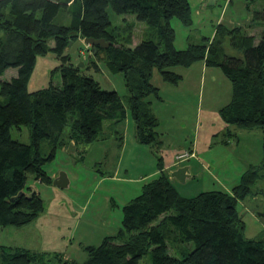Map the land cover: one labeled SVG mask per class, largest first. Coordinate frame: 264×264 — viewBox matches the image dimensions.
<instances>
[{"label": "trees", "instance_id": "trees-1", "mask_svg": "<svg viewBox=\"0 0 264 264\" xmlns=\"http://www.w3.org/2000/svg\"><path fill=\"white\" fill-rule=\"evenodd\" d=\"M257 1L261 9L252 11L253 21L264 19V0ZM108 7L117 15H133L145 23L146 37L128 47L132 25L127 24L129 34L116 33L120 28L112 27ZM61 11L68 17L67 25L55 22ZM172 19L191 25L188 0H0V76L9 68L17 70L8 81L0 80V226H25L44 209L26 180L31 177L51 184L43 166L54 158L56 149L70 146L79 153L85 151L80 146L106 140L120 147L129 111L134 138L151 149L158 176L142 183L139 194L121 208L115 235L83 247L87 259L82 264H139L147 253L149 264H264V235L244 238L236 209L249 196L264 198V159L259 168L246 170L230 193L180 196L163 170L159 124L149 100H161L151 82L153 70L164 83L177 85L182 79L177 70L203 60L206 66L219 69L231 86V99L219 111L222 121L234 131L264 135V30L255 42L239 27H221L220 39L177 50ZM226 36L238 55L223 50L221 40ZM79 38L110 43L107 48L87 49V69L92 65L96 70L101 63L110 73L122 75L123 98L102 88L71 61L68 43ZM51 40L53 46H49ZM48 53L60 61V84L51 82L28 92L36 55ZM20 126L29 129L28 144L11 138V129ZM227 132L232 135L231 130ZM43 144L47 154L42 153ZM258 183L263 187L255 188ZM1 248V264H78L60 253Z\"/></svg>", "mask_w": 264, "mask_h": 264}, {"label": "rangeland", "instance_id": "rangeland-1", "mask_svg": "<svg viewBox=\"0 0 264 264\" xmlns=\"http://www.w3.org/2000/svg\"><path fill=\"white\" fill-rule=\"evenodd\" d=\"M188 2L191 9V25L184 26L177 19L171 20L175 33L174 47L177 50H184L190 44L207 45L213 38L220 39L221 34L217 32L221 27L231 29L234 28L231 25L237 26L242 32H252L255 39L263 29L260 25L252 24L254 21L248 20L252 12H249L247 6L251 4L256 7L261 4L260 1L188 0ZM107 13L112 27L120 28L116 33L129 34L127 24L132 25L128 47L132 48L146 37L148 27L145 23L138 22L133 15H117L110 7L107 8ZM67 21L68 17L62 11L55 19L58 24L67 25ZM231 21L234 24H231ZM250 23L252 25L249 28ZM221 41L225 53L236 54L229 47L227 36ZM49 45L53 46L52 40ZM85 47L82 45L76 54H72L71 61L76 66L82 63L84 74L92 75L102 88L114 90L120 96H124L126 88L122 75L109 74L99 64L96 70L92 65L87 69L90 63L89 53ZM203 64L204 61L199 60L191 65L190 75L183 83L180 99L175 100L171 96L169 98L167 96L169 91H162L160 95L165 97L166 103L155 104L153 108L159 124L156 131L160 140L164 143H175L182 152L197 145L196 159L191 160L194 164L192 170L196 176L186 183L174 182L179 195L185 198L208 191L230 193L239 182L240 176L251 168L249 165L259 168L264 159V135L261 132L250 134L243 132L237 138V131L222 121L219 111L231 99V86L219 69L208 66L207 72L202 76L206 79L203 90L196 84L190 91L189 85L195 77L191 72L193 70L197 78H200ZM59 65V59L50 53L36 55L26 85L27 91L46 88L51 82L59 85L61 81L57 70ZM16 73L15 68H9L0 76V80L8 81L16 76ZM151 82L154 85L163 82L156 70H153ZM181 95L186 99L181 98ZM127 116V120L134 127L129 111ZM104 125H107V122H104ZM227 130H231L230 133L233 134L230 135ZM28 132L27 127L20 126L12 128L10 134L13 140L28 144ZM131 140H128L124 153L112 141L106 143L97 141L90 144L88 150L79 153L73 150L69 152V146L56 149L54 158L45 162L43 168L52 178L63 172L69 181L68 186L61 189L52 184L35 181L31 177L26 180L27 187L42 199L44 209L25 226H0V255L3 246L20 247L35 252L60 253L65 259L70 255V260L78 264L85 262L87 259L83 249L85 244L98 245L101 241L96 240V237L104 232L100 218H104L106 214L110 227L106 233L115 235L120 228L121 208L140 192L142 181L138 180L139 172L155 170L156 158L150 152V148L139 145L142 149L137 151ZM41 149L42 153H48L45 144ZM146 175V180L149 181L158 176V170L153 176ZM259 187L263 185L256 184L255 188ZM236 209L243 222L244 238L258 239L264 235L263 197L249 196L238 202ZM168 253L173 255L174 251L168 248ZM150 262V253H147L139 264Z\"/></svg>", "mask_w": 264, "mask_h": 264}, {"label": "crops", "instance_id": "crops-1", "mask_svg": "<svg viewBox=\"0 0 264 264\" xmlns=\"http://www.w3.org/2000/svg\"><path fill=\"white\" fill-rule=\"evenodd\" d=\"M229 3H231L230 1H229ZM209 5H211V4H209ZM247 9L249 10V12L251 11H258V10H260L261 9V4H258V6L256 5V7H254V6H252L251 4L249 5V6H247ZM248 20L249 21H253L252 19H251V16L249 15L248 16ZM232 23L231 24H234L233 23V21H231ZM252 24H256V25H260L261 27H263V29H262V31L264 30V19H260V20H256V21H254V23H252ZM251 23L249 24V28H250V26L252 25ZM232 27H237V26H234V25H231ZM247 34H249V35H251V36H254L253 34H252V32H250V33H247ZM256 40L257 39H255V42H256ZM50 46V45H49ZM99 65L103 68L104 67V69L109 73V74H112V73H110L108 70H107V68H105V66L103 65V64H101V63H99ZM207 68H208V66H206L205 65V63L203 64V66L201 67V72H200V78H197V74L192 70V72L191 73H193L194 74V78H193V82L192 83H190V91L191 90H193V87H195L196 86V84L198 85V88L199 89H201V90H203V87L206 85V79L205 78H203L202 76L204 75V73H206L207 72ZM190 69H191V66L190 67H188L187 69H184V70H187L186 72L184 71V70H182V69H180V70H177L178 72H180V74H182V79L179 81V83L177 84V85H168V84H166V83H164V82H161V83H159V84H157V85H155L156 87H158V90H159V95H160V93L162 92V91H169L168 93H169V95H167V96H169V98H170V96L172 97V98H174L175 100H178V99H180V94H181V90H182V88L184 87L183 86V83L186 81V79H187V77L190 75ZM182 71H184L183 73H182ZM210 86L212 87V81H210ZM197 88V89H198ZM212 89V88H211ZM213 90V89H212ZM119 95V94H118ZM120 96V95H119ZM125 96V95H124ZM124 96H121L122 98L124 97ZM160 98H161V100H155L154 98H151V99H149L150 100V102H151V109H152V111H153V113H154V115L156 114V112L154 111V106H155V104H164V103H166V99H165V97L164 96H162V95H160ZM181 98H183V99H186V97L185 96H183V95H181ZM127 113H128V111H127ZM127 113H126V119H125V121H124V124H123V127H122V142H121V145H120V150H121V152L122 153H124L125 152V150H126V146L128 145L127 144V142H129L128 140L130 139H132L131 141V143L134 145V149L135 150H140V149H142V148H140V144H138L137 142H136V140H135V138H134V127H133V125H131L130 123H129V120H127L128 119V116H127ZM156 116V115H155ZM131 120V119H130ZM133 123V122H132ZM131 125V126H130ZM236 131V130H235ZM237 134V138H239V136L241 135V134H243V131H237L236 132ZM245 133H247V134H250V133H259V132H257V131H249V132H245ZM233 134V133H232ZM234 139L236 140V137L234 136ZM108 141H110V140H106V141H102V142H108ZM162 141V140H161ZM237 141H238V139H237ZM143 146H145V145H143ZM196 149H197V145H194V147H192V148H190V149H186L184 152H182L181 150H179V148H178V146L175 144V143H172V142H166V143H164V141H162V148H161V150H160V155H161V157H162V159H163V170H164V172L168 175V177H169V180H170V182L172 183V185L174 186V182H177V183H179L178 181H176L175 179H173V178H171L170 177V173L172 172V171H174L176 168H178V167H182V166H188L189 167V173H190V179H192V178H194L196 175H195V173L193 172V170H192V168H194V164L192 163V159H196ZM71 150H73V152H75V149L74 148H72V147H70L69 146V148H68V151L69 152H71ZM183 150V149H182ZM150 152H151V149H150ZM180 152H182V153H180ZM185 152H188V153H190V157L188 158V159H186V160H183V161H177L176 159H175V157L177 156V155H179V154H183V153H185ZM250 167H252V165H249ZM154 168H155V170L154 169H151L150 171H147V173L145 172V171H141V172H139V179L138 180H141L142 181V183H144V182H146L147 180H146V174H148V176H153L155 173H157V170H156V162H155V164H154ZM148 172H150V173H148ZM56 176V175H55ZM54 176V177H55ZM53 177V178H54ZM115 177H116V175H115ZM51 178H52V176H51ZM53 178H52V180H53ZM190 179H188V180H186L185 181V183L187 182V181H189ZM140 181V182H141ZM180 184H182V183H180ZM175 187V186H174ZM101 219V227H102V229L104 230V232L102 233V235H100V236H98V237H96V240H98V242H99V240H102L104 237H108V236H113L114 234H112V233H106V232H109L108 230L110 229V227H109V220H108V218L106 217V214H104V218H100ZM112 234V235H111ZM116 234V233H115ZM101 242V241H100ZM99 242V243H100ZM80 245H84V244H80ZM85 246H88L87 244H85ZM91 246H96V245H91ZM66 259L67 260H70L71 259V256L70 255H67V257H66Z\"/></svg>", "mask_w": 264, "mask_h": 264}, {"label": "water", "instance_id": "water-1", "mask_svg": "<svg viewBox=\"0 0 264 264\" xmlns=\"http://www.w3.org/2000/svg\"><path fill=\"white\" fill-rule=\"evenodd\" d=\"M82 45L94 47V46H100L102 48H107L110 43L105 42L104 39H92V38H83V39H77L74 42L69 41L68 43V53L70 55L76 54L77 51L81 48ZM78 67H83L82 63H78ZM90 147V144L85 146H80V150H88ZM170 177L178 181L179 183H185L186 180L190 179V173H189V167L188 166H182L176 168L174 171L170 173ZM52 186L57 188H66L69 184V181L66 177V175L63 172H59L56 174V176L53 178L51 182Z\"/></svg>", "mask_w": 264, "mask_h": 264}, {"label": "built area", "instance_id": "built-area-1", "mask_svg": "<svg viewBox=\"0 0 264 264\" xmlns=\"http://www.w3.org/2000/svg\"><path fill=\"white\" fill-rule=\"evenodd\" d=\"M86 48V50L88 49V46H86L85 47ZM80 50V49H79ZM82 52V51H81ZM83 53V52H82ZM81 53V54H82ZM190 157V153H188V152H185V153H183V154H179V155H177L176 157H175V159L177 160V161H183V160H186V159H188Z\"/></svg>", "mask_w": 264, "mask_h": 264}, {"label": "bare ground", "instance_id": "bare-ground-1", "mask_svg": "<svg viewBox=\"0 0 264 264\" xmlns=\"http://www.w3.org/2000/svg\"><path fill=\"white\" fill-rule=\"evenodd\" d=\"M117 39H118V37H117ZM190 180H191V179H190ZM190 180H189V181H190ZM187 182H188V181H187Z\"/></svg>", "mask_w": 264, "mask_h": 264}]
</instances>
